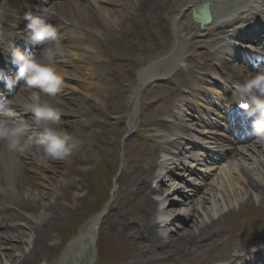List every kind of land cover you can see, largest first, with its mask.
Here are the masks:
<instances>
[{"label":"bare ground","instance_id":"bare-ground-1","mask_svg":"<svg viewBox=\"0 0 264 264\" xmlns=\"http://www.w3.org/2000/svg\"><path fill=\"white\" fill-rule=\"evenodd\" d=\"M150 1L154 3L162 1L165 3L162 9L173 15L178 14L174 19L175 41L169 48L172 55L192 40L203 36V25L219 26L224 30L228 26L226 23L245 20L249 14L248 19L251 23L256 21L257 15L264 16V0H223L220 2V9L216 2H211L209 10L213 17L208 25L193 18V13L199 12L203 3L196 0H0V64L5 70L0 71V80L17 79V67L4 60L3 53L11 55L17 48L24 51L20 44L23 40L19 34L21 32L27 35L24 14L31 11L35 15H41L44 8L51 7L54 14L48 17V22L57 26L59 39L65 46L64 54L56 57L64 77V86L58 94L63 110L60 126L72 132L82 142L80 149L70 157L47 161L42 160L39 151L9 153L4 145L0 144V264H25L24 261L36 264L31 253L36 249V244L45 243L43 240L47 237L48 227H54L50 223L57 211L66 212L69 208L78 206V203L70 202L66 193L61 195L60 191L62 188L72 190L74 187L70 186L82 178L79 174L84 165L93 159L91 152L87 151L88 145L83 141L87 137L86 131L94 125L89 115L94 113L95 109L103 108L106 99L108 104L118 100L117 94L110 93L108 79L105 77V56L101 43L109 32H119L131 13L146 12V8H150ZM156 10L154 7L150 8L151 12ZM181 12L182 15L179 16ZM133 22L138 21L133 19ZM139 29L137 26V30ZM180 29L188 31V34L184 37L179 36ZM260 31L264 32V26ZM256 38L251 31L245 36V39L251 41ZM222 42L227 45L216 53L213 51L215 43L210 45L207 50V64L204 67L202 62L192 61L193 66L189 69L195 73V82L211 78L214 81L212 84H216L217 75L226 72L227 66L219 64L214 58L215 55L232 52L229 44L232 41L227 39ZM23 44L30 46V51L34 48L25 42ZM36 50L40 53L41 49ZM243 53H252L263 66L264 55L254 48L251 51L237 50L231 55L243 63ZM238 67L235 69H240ZM227 75L228 78L244 77L239 71H227ZM141 76L139 86L135 90L128 92L125 87L120 90L124 96L130 94L129 102L134 106L131 121L127 126L130 132L137 129L136 117L141 110L139 102H134V99H137L141 87L152 78L158 77V74L149 72ZM19 82L21 89L19 92L26 95L22 92L23 82ZM198 89V85L193 83L191 91L182 92L178 89L172 100L164 101L169 111L164 113L160 121L155 120L154 123L159 129L161 139L157 148L161 161L153 159L154 168L133 165L128 170L123 158V172L120 173L117 184L122 185L131 180L126 184L129 186L130 197L141 194L142 202L138 205L130 204V209H121L113 222L127 239L138 243L141 240L145 243L142 252L128 257L126 264H149L154 260V254L151 253L153 248L161 249L174 242L179 243L185 250L191 251L196 247L200 250L204 240H209L214 234L220 235L219 226L222 225L223 212L239 204L251 202L252 198L264 199V143L256 141L254 137L251 141L235 140L229 130L231 115L222 111L226 108L220 103V97H223L224 92L219 90L217 92L219 96L215 100L201 103L197 101L195 95ZM0 95L5 97L3 100L6 102L7 93L0 91ZM0 106L11 107L26 119L30 115L15 104ZM185 107L202 114L186 121L182 112ZM111 109L119 111L121 108L114 104ZM112 110H108V113H112ZM180 140H188L189 149L180 148L182 144ZM176 142L179 146H176ZM194 148L197 152H190ZM182 154H189L186 156L187 163L183 169L189 172V175H199V181L192 180L191 187L195 192L191 196L177 195L178 198L173 195L177 191H187L184 184L172 182V178L164 179L168 175L167 173L165 176L164 171L172 170L174 164L178 167ZM134 164L139 165L141 162L135 161ZM73 173L78 175L76 179L72 177ZM57 175L60 177L54 178ZM69 177L73 179L72 183ZM161 190L164 191L159 192ZM165 191L167 192L164 193ZM172 198L174 200L171 201L174 202L169 203L168 200ZM171 204H175L177 208L173 209L174 213L170 215L168 210ZM155 212H158L157 215L161 219L158 222ZM40 215L41 217H38ZM185 216H189V227L178 225L175 230L177 234L170 230L169 227L178 223V220L184 222L182 218ZM102 220L103 217L98 216L88 219L86 232L67 242L66 246L69 248L65 250V261H75L76 255L79 256L76 261L81 260L82 254H77L80 251L75 253L73 250L74 245H79L75 242L82 238L86 248L88 243L86 239L94 241L98 238ZM262 239L264 233L257 238L260 247H264ZM32 244L34 247H31ZM23 245L24 249L20 250ZM46 249L51 252L50 245ZM261 258L260 254H256L253 260L259 264ZM93 262L94 257H90L86 264ZM240 263H244L242 259Z\"/></svg>","mask_w":264,"mask_h":264},{"label":"rangeland","instance_id":"rangeland-1","mask_svg":"<svg viewBox=\"0 0 264 264\" xmlns=\"http://www.w3.org/2000/svg\"><path fill=\"white\" fill-rule=\"evenodd\" d=\"M163 3L164 2L162 1L155 2L156 5L160 6L163 5ZM160 13L161 12H157L156 14L158 15ZM134 14L139 19L143 18L141 22L146 25H149V21H152L151 14L149 13L145 15V13L134 12ZM152 29L153 27H151L150 30L147 29L146 31L150 33ZM127 30H131L129 19L125 21L123 28L119 32H116L115 35L110 34L106 41L103 43L104 45L109 41V43L113 45H124V51L128 53H123V49L119 47V50L113 49L112 46L111 48H104L107 62V75H109L110 77V93L112 95L117 94L118 100L111 104H108L107 101L106 105L103 108L95 109V117L97 119L90 115V119L94 123V125L91 129H88L86 131L87 137L83 140L87 142V151L91 152L93 159L92 161H89L84 165V169L80 172L82 178L74 182L73 185L70 186L74 187L72 190H64L62 188V190L60 191L61 195L66 193V196L70 199V202L74 201L73 203H78V206L76 207L78 208V210L71 207L66 210V212L60 213L59 211H57L56 215L50 223L53 224L54 227H48L47 237L44 239L45 241L43 240V242H45L46 244H36V249H34L31 253L33 262H35L36 264H86L90 257H94L93 264H126L127 258L142 252V246L145 245V243H143L141 240L138 243L127 239L123 231H121L118 225L113 222L115 217L118 216V212L121 209H130V204H139L142 202L141 195L130 197L131 195L127 193L129 186L126 184H129L131 180H128L125 184L122 185H120L119 183L116 184L123 165V158L125 159V163L127 165H130L131 162L134 161L135 156L144 157L140 156L138 153L142 141L140 139L144 133L143 131L135 133V135L133 134L128 141L123 142L122 137L127 132L126 124L128 116L131 114L132 105H130V103L128 102L129 97H125L124 94L118 90L117 79L120 78L121 75H126L127 83H130V81H134L131 87L133 89L136 88L139 84V72L147 66L146 60L143 61L142 59L137 58L130 59L129 56L133 54V56H137L138 54H142L143 56H151L161 50L160 47L162 43H156V45H151V43H148L144 46L136 45L134 47L132 45V43H134L132 36L130 37L128 44H125L123 43V41L127 35L124 32H126ZM157 59L158 56L155 55L151 62ZM158 72L163 74V71L161 69H159ZM203 89L205 90V87H203ZM174 90L175 89L170 87V81L166 77L159 78L158 81L152 82L144 87L139 96V102L142 110L144 111V116L149 118L150 116L156 114V116L159 118L163 114V102L160 103V100L162 99L164 101L169 99L170 97L168 96L171 95ZM114 104L117 105V108L120 107L121 109L119 111H116V109L112 110L111 108ZM106 109H111L113 111L112 115H109ZM158 110L161 113H159ZM120 116H123V118H121ZM146 127L149 128V126ZM92 129H94V133H92ZM156 142L157 139H155V143ZM149 149L150 148H148V150ZM156 151V149H153L155 155H157ZM103 162H105V166L102 164ZM77 176L78 175L76 174L73 175L75 179ZM54 178H59V175L55 176ZM69 181L70 183H72L73 179L69 177ZM110 191L111 194L109 193ZM51 195H53V191H51ZM107 200L108 202L106 203ZM171 200L174 199L172 198ZM251 200V202L239 204L238 206L242 208L241 210L247 211L251 205V207L256 208L258 212L256 216H246L247 218L244 219L243 222L255 221L258 218L264 217V205L263 207H259V205H261L262 203L264 204L262 198H252ZM106 206V214L104 215L102 223L100 225L98 238L94 241H88L86 239V241L88 242L86 248L83 244L84 240L80 238L77 242H75L79 245H74L73 250L75 253L80 251L77 254H82L80 255V257H82L81 260L76 261V259L79 257L76 255V258L74 259L75 261H65V250L69 248L66 246L67 242L69 240H72L74 237L81 235V233L86 232L88 222L85 221L101 213L99 211L103 210ZM176 208L177 206L172 207L170 205L168 212L174 213L173 209ZM154 214L157 215V212H155ZM38 217H41V215ZM155 218L157 222L160 220L158 215ZM229 218L230 217H227L225 220H223L224 218L222 219L225 223V226L223 227L224 231H222L223 237L232 236L231 238L237 242L241 241L242 235H249L248 241H241V244L238 247L232 248V250H234L233 254L238 252V249L245 250L248 248L249 251L250 247H253L251 246V243L254 241H250V239L253 237L254 231L250 232L248 225L245 226L244 230L233 229V227L229 224ZM178 225L181 226L180 221L178 223H175L174 226H171L172 230H174L175 233ZM181 229L182 227L180 228V230ZM263 230L264 227L260 229V231ZM219 236L220 235L215 234L214 236H212V238H210L209 240H205L202 244L210 243V240L218 238ZM218 241L219 240L213 242L210 246L205 248V250L204 248H202L201 251L205 254V260L203 264H205L207 258L211 256L212 251L215 249L213 245ZM48 244L51 247V252L47 251L46 249L49 248ZM31 247H34V245ZM23 249L24 245L20 248V250ZM182 249L183 247L180 246L179 243L175 244V242L170 246H165L161 249L158 248L156 250L155 248H153L151 253L154 254V260L149 262V264L194 263L193 258L198 254L199 251L193 250L188 254H183ZM206 251H209V255L206 253ZM241 254L243 253H240V255ZM24 262L25 264H28L26 263L27 261ZM200 262L201 261H198V263Z\"/></svg>","mask_w":264,"mask_h":264},{"label":"clouds","instance_id":"clouds-1","mask_svg":"<svg viewBox=\"0 0 264 264\" xmlns=\"http://www.w3.org/2000/svg\"><path fill=\"white\" fill-rule=\"evenodd\" d=\"M51 7L44 8L41 15L31 11L24 14L27 21L25 43L40 46V53L29 56L14 49L10 62L18 69L17 80L22 81L21 95L17 92L7 104H15L30 113L26 118L11 107H0V144L9 153L39 151L42 160H64L77 152L81 141L60 126L62 108L58 94L64 86V77L56 62L63 55L65 46L58 36V28L48 22L53 15ZM231 104L247 106L252 121V136L264 143V72L250 73L243 82L232 85ZM4 102H2L3 104Z\"/></svg>","mask_w":264,"mask_h":264},{"label":"snow or ice","instance_id":"snow-or-ice-1","mask_svg":"<svg viewBox=\"0 0 264 264\" xmlns=\"http://www.w3.org/2000/svg\"><path fill=\"white\" fill-rule=\"evenodd\" d=\"M241 109L247 110V106L246 105H241Z\"/></svg>","mask_w":264,"mask_h":264}]
</instances>
